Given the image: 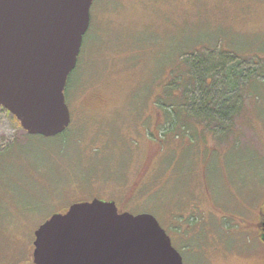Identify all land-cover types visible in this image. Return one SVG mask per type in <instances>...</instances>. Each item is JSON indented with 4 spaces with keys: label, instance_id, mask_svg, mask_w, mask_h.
Returning a JSON list of instances; mask_svg holds the SVG:
<instances>
[{
    "label": "rangeland",
    "instance_id": "rangeland-1",
    "mask_svg": "<svg viewBox=\"0 0 264 264\" xmlns=\"http://www.w3.org/2000/svg\"><path fill=\"white\" fill-rule=\"evenodd\" d=\"M206 49L213 64L230 52L245 73L264 74V0H94L67 92L65 138L29 140L0 107V264H34L37 228L96 197L153 214L184 264H264L255 232L264 77L241 94L233 135L219 140L184 116L197 139L159 141L166 119L158 96L185 52Z\"/></svg>",
    "mask_w": 264,
    "mask_h": 264
},
{
    "label": "water",
    "instance_id": "water-1",
    "mask_svg": "<svg viewBox=\"0 0 264 264\" xmlns=\"http://www.w3.org/2000/svg\"><path fill=\"white\" fill-rule=\"evenodd\" d=\"M94 0H0V107L30 135L70 125L65 89ZM264 240V225H263ZM34 264H184L151 213L98 197L72 203L35 231Z\"/></svg>",
    "mask_w": 264,
    "mask_h": 264
},
{
    "label": "trees",
    "instance_id": "trees-1",
    "mask_svg": "<svg viewBox=\"0 0 264 264\" xmlns=\"http://www.w3.org/2000/svg\"><path fill=\"white\" fill-rule=\"evenodd\" d=\"M212 52L208 49L205 50V53L185 52L190 56L182 58L181 66L177 65L175 70L170 73L163 94L156 100L158 106L165 111L166 119L165 123L159 124V141H164L169 133H173L177 137L185 135L191 136L193 140L197 139L194 128L182 120L184 116L186 118L193 117L197 123L205 122L209 128L213 129L212 133L219 140L233 135V124L242 110V106L239 104L241 94H244V89L249 85L253 88L256 85L258 87L259 85L254 79L264 77V74L260 73L259 68L255 72L247 71L246 74L245 70L240 67L244 61L238 55L234 54L233 61H229L230 52L223 54L222 60L213 64L211 63ZM74 70L68 77L65 89L66 100ZM219 73L222 76L220 78ZM253 80L254 82L250 84ZM261 82L264 84V79ZM187 109L192 110V114H184L183 111ZM7 114L21 126L16 117L8 110ZM67 132L68 128L61 134L50 138L63 139ZM24 134L29 140L41 137V135H30L25 131ZM152 135L154 138L155 134L152 133Z\"/></svg>",
    "mask_w": 264,
    "mask_h": 264
},
{
    "label": "flooded vegetation",
    "instance_id": "flooded-vegetation-1",
    "mask_svg": "<svg viewBox=\"0 0 264 264\" xmlns=\"http://www.w3.org/2000/svg\"><path fill=\"white\" fill-rule=\"evenodd\" d=\"M69 208V207H68ZM67 208V209H68ZM66 209V210H67ZM65 210V211H66ZM63 211V212H65ZM256 224H257V228L255 229L256 231V236L262 240H263V225H264V201L262 200L261 201V204H260V207H259V212H258V221H256Z\"/></svg>",
    "mask_w": 264,
    "mask_h": 264
}]
</instances>
